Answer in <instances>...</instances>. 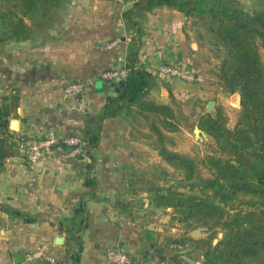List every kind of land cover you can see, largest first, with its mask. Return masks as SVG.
Returning <instances> with one entry per match:
<instances>
[{
    "label": "crops",
    "instance_id": "crops-1",
    "mask_svg": "<svg viewBox=\"0 0 264 264\" xmlns=\"http://www.w3.org/2000/svg\"><path fill=\"white\" fill-rule=\"evenodd\" d=\"M212 1L197 0V4L206 8ZM241 1L246 6L253 5V0ZM135 3L136 0H68L43 32L0 46V99L15 93L20 97L17 111L10 118L12 134L43 139L53 132L63 142L71 132L81 134L84 114L75 109L78 98L66 96L64 89L76 81H92L82 95L89 112L102 111L114 91L105 85L101 74L118 67L120 55L127 54V29L122 15ZM136 19L143 29L139 64L157 78L151 98L168 102L172 91L179 103L201 97L207 105L211 95L223 96L221 87L219 91L208 74V49L205 40L202 45L199 39L201 33L203 38L208 35L204 27L166 6L137 15ZM118 37L123 43L109 47V42ZM165 64L186 69L190 78L160 74L158 69ZM233 97L234 94L231 100ZM144 132H149L148 128L139 126L125 112L104 122L96 149L97 197L86 198L89 218L78 262L69 256L65 230L74 223L89 160L69 157L71 146L65 143L51 147L33 166L23 144L18 142L16 153L7 157L0 170V204L27 212L36 221L27 222L0 209V264H111L107 258L111 249L142 260L147 259L142 257L146 252L150 264H186L185 255L174 249L175 240L170 246L163 245L165 237L170 239L168 231L176 228L162 226L159 209L143 198L147 195L143 192L146 185L140 175L153 172L159 165L173 170L142 135ZM164 210L171 218L172 209ZM43 246L53 261H30L28 256ZM16 259L23 261L17 263Z\"/></svg>",
    "mask_w": 264,
    "mask_h": 264
},
{
    "label": "trees",
    "instance_id": "trees-1",
    "mask_svg": "<svg viewBox=\"0 0 264 264\" xmlns=\"http://www.w3.org/2000/svg\"><path fill=\"white\" fill-rule=\"evenodd\" d=\"M63 2L0 0V23L5 27L0 42L24 41L43 32L53 20V10H59ZM254 2L246 6L241 0H213L203 8L198 7L197 0H136L124 10L128 74L118 80H105L114 94L107 97L99 113H83L84 127L78 135L81 143L75 158L89 161L85 164V189L74 210V223L65 230L68 253L74 261L81 259L83 251V231L89 218L86 198L97 197L96 149L104 122L125 112L139 126L148 128L149 132L142 135L153 143L168 165L180 171L182 179L178 185L153 191L150 199L155 209H172L171 220L176 222L173 227L188 233L199 227L207 228L203 238H188L202 251L201 264H264V61L260 52V47L264 48V0ZM160 6L183 12L192 18L193 24L204 27L211 44L216 50L221 49V55L217 54L219 50L215 54L220 58L214 72L218 85L226 95L241 94L240 114L234 127L228 126L220 107L199 117L198 126L215 144L213 153L201 162L211 173L208 179L201 177L196 158L171 148L174 136L169 133L182 129L179 118L182 104L172 91L168 102L151 98L157 78L139 64L143 29L136 17ZM19 101L17 93L0 99V170L7 157L16 153L18 142L23 144L36 138L15 136L10 131V118L17 111ZM69 136L77 134L71 132ZM63 143L59 140L55 147ZM160 168L166 173L170 171L162 165ZM195 177L203 183L192 182ZM0 209L27 222L36 221L29 213L7 204H0ZM216 238L219 240L214 244ZM144 256L150 263L146 252ZM132 259L137 260L134 256Z\"/></svg>",
    "mask_w": 264,
    "mask_h": 264
},
{
    "label": "rangeland",
    "instance_id": "rangeland-1",
    "mask_svg": "<svg viewBox=\"0 0 264 264\" xmlns=\"http://www.w3.org/2000/svg\"><path fill=\"white\" fill-rule=\"evenodd\" d=\"M67 1L68 0H64L63 3L65 4ZM260 1L261 0H255L254 3L260 2ZM59 10H53V17L58 15ZM51 23L52 22H50V26H51ZM201 34L202 35L199 36L200 37L199 39L202 40V45H203V39L205 40L206 47L208 49V51L205 53V58L207 59L210 65L208 68L209 69L208 74L211 78L210 81L213 84H215V86H218V90L221 91L220 86L218 85V81L216 77L214 76V72L216 71L217 65L220 62V58H217L215 54L217 53L216 51L219 50L217 54L221 55L220 53L221 49L219 48L216 50V46L211 44L212 42L211 40L209 41V37L207 36L203 38V33ZM4 35H5V27L0 23V37ZM3 43L4 42H0V46ZM260 52H261V55L264 61V48L263 47H260ZM231 96L232 95H226L224 93H223V96L219 94H213L211 95L210 100L216 101L215 109L211 111V113L212 112L214 113L219 107L222 108L224 110V114L227 119V124L229 127L232 128L235 126L237 119L239 117L240 105L234 102L233 100H231ZM203 102H204V105H203ZM180 104H182L180 105L182 109V115L180 114L179 118L182 121V129L178 132H175V134L172 135L174 136V142L171 145V148L180 149L182 151H185V153L188 154L189 156L196 158V160L200 163L201 177L204 179H208L211 177V173L208 169L203 167L201 162L207 154L213 153L215 144H214L213 139L208 134L204 136L201 133L200 136H196L194 132L195 127L198 126V120L201 114L203 112H209L207 110L206 101L203 100L201 97H197L196 99L194 97L192 98L189 97L183 100ZM197 106H200V108H197ZM163 167L169 169L170 170L169 173H166L165 171H163L159 165L155 167L153 172L145 171L143 175H140L141 176L140 179L144 180L145 181L144 183L146 185L144 187L143 192L147 193L148 195V197H146L147 195H145L143 198H147L148 200H150V202H151L150 195L151 194L153 195L152 193L153 191H157V190L162 191V190H165L169 186H174L176 184L178 185L180 183V180L182 179V175L180 171L174 168L173 170H171L170 168L166 166H163ZM181 190L188 191V188H185V189L181 188ZM142 203H143V200H142ZM158 212H159V216L162 218V220H164V223L161 224L162 226L169 225L173 227L174 225H176V222H173L171 220V218L169 217V214L166 213L164 209H161V210L159 209ZM175 228H176L175 231H172L171 229L170 231H168L167 237H170V239L165 237L163 241V245L170 246L173 243L172 241L175 240L176 247L174 249H176L175 251L177 254H179L180 252L181 254L185 255L186 264H201L203 260L202 251H198L195 247V244L188 241V238L191 236V233L184 232V230L181 229L180 227L179 228L175 227ZM206 235L207 234L204 230L201 233V236L198 238H203ZM198 238H194V239H198ZM145 260H144L145 263H149L148 258Z\"/></svg>",
    "mask_w": 264,
    "mask_h": 264
},
{
    "label": "built area",
    "instance_id": "built-area-1",
    "mask_svg": "<svg viewBox=\"0 0 264 264\" xmlns=\"http://www.w3.org/2000/svg\"><path fill=\"white\" fill-rule=\"evenodd\" d=\"M123 43V40L118 37L111 42H109V47H115L119 44ZM119 66L112 68L110 70H106L101 74V78L107 81L118 80L122 77H126L128 74V69L126 67V53L120 55L118 58ZM160 74L182 77L189 79V72L186 69H183L175 64H165L159 67L158 69ZM92 85V81H76L68 84L64 92L66 96H77L78 104L75 107L76 110L86 113L88 111L86 100L83 97L84 90ZM59 143V140L55 136L53 132H51L46 138L43 139H28L23 143L25 148L26 158L29 163L33 166L37 165L40 160L45 156V154L51 151V147L55 146ZM65 143L70 146H75L71 148L69 152V157H75L79 151V144L81 143L79 136H69L65 139ZM29 260H35L40 258H47L53 261V259L48 256L47 248L45 246L38 248L33 254L28 256ZM108 261L111 264H149L145 263L144 260L137 258L136 261L132 259V255L129 253L119 250V249H111L107 253Z\"/></svg>",
    "mask_w": 264,
    "mask_h": 264
},
{
    "label": "water",
    "instance_id": "water-1",
    "mask_svg": "<svg viewBox=\"0 0 264 264\" xmlns=\"http://www.w3.org/2000/svg\"><path fill=\"white\" fill-rule=\"evenodd\" d=\"M237 99V104H241V94L239 93V92H237V93H235L234 94V97H233V101L234 100H236ZM215 106H216V101L215 100H210L209 102H208V104H207V110L209 111V112H211V111H213L214 109H215ZM194 132H195V135L196 136H200V134L202 133L204 136H206V133L202 130V129H200V127L199 126H196L195 127V129H194ZM66 144L65 143H63V146H65ZM54 147V146H53ZM199 182L200 184H202L203 182L199 179V178H197V177H195L193 180H192V182ZM204 230H207V228L206 227H199V228H196V229H194L192 232H191V237H193V238H198V237H200L201 236V233L204 231ZM223 236V233H220L219 234V237H222ZM62 238H60V240H61ZM218 240L219 239H215L214 240V244H216L217 242H218ZM60 242V241H59ZM157 251H160V250H157ZM153 256H154V254H153ZM16 261H17V263H20L21 261H23V260H21V261H19L18 259H16Z\"/></svg>",
    "mask_w": 264,
    "mask_h": 264
},
{
    "label": "bare ground",
    "instance_id": "bare-ground-1",
    "mask_svg": "<svg viewBox=\"0 0 264 264\" xmlns=\"http://www.w3.org/2000/svg\"><path fill=\"white\" fill-rule=\"evenodd\" d=\"M234 102H237V99H236V100H234Z\"/></svg>",
    "mask_w": 264,
    "mask_h": 264
},
{
    "label": "flooded vegetation",
    "instance_id": "flooded-vegetation-1",
    "mask_svg": "<svg viewBox=\"0 0 264 264\" xmlns=\"http://www.w3.org/2000/svg\"><path fill=\"white\" fill-rule=\"evenodd\" d=\"M204 183H206V182H204Z\"/></svg>",
    "mask_w": 264,
    "mask_h": 264
}]
</instances>
